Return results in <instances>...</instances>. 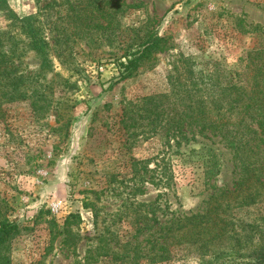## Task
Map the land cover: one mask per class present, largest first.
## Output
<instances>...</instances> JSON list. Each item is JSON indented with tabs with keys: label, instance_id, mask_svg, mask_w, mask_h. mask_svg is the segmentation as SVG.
<instances>
[{
	"label": "rangeland",
	"instance_id": "rangeland-1",
	"mask_svg": "<svg viewBox=\"0 0 264 264\" xmlns=\"http://www.w3.org/2000/svg\"><path fill=\"white\" fill-rule=\"evenodd\" d=\"M103 1L107 16L97 19L74 9L76 0H0V51L27 89L25 98L3 105L0 117V223L23 226L12 264L238 263L230 258L233 240H213L224 253L215 261L192 242L210 237L200 231L216 219L211 193L234 188L233 151L197 131L173 139L139 108L143 98L170 92V79H185L186 69L220 75L223 85L226 78L250 84L264 69V0ZM15 15L44 22L49 59L28 44ZM149 32L165 46L125 78L123 56ZM208 148L223 163L211 180L202 163ZM206 207V218L186 221ZM235 211L243 221L264 216ZM71 214L82 221L69 234ZM164 254L167 260L155 258Z\"/></svg>",
	"mask_w": 264,
	"mask_h": 264
},
{
	"label": "trees",
	"instance_id": "trees-1",
	"mask_svg": "<svg viewBox=\"0 0 264 264\" xmlns=\"http://www.w3.org/2000/svg\"><path fill=\"white\" fill-rule=\"evenodd\" d=\"M103 2V0H76L72 5L74 9L78 7L84 12L97 13L95 18L99 19L107 16L102 6ZM13 20L17 22L28 44L43 58L49 59V43L43 37L44 22L36 15L25 18L15 15ZM165 40L158 33L149 32L142 41L131 47L123 56L126 61L120 63L124 77L132 76L140 62L153 50L165 46ZM9 60L8 55L0 51V117L6 113L2 108L6 102L27 96V89L22 86L24 76L13 77L12 71L7 67ZM186 70L185 79L183 73H177L178 77L173 76L170 79L175 78L171 81L170 92L143 98L139 109L145 114V118H153L157 128L165 127L172 132L173 139L189 140L190 134L195 136L196 131L205 134V138L210 141L218 139L224 147L233 151L235 168L238 169V178L233 189H217L210 195L209 199L216 200V204L211 209L215 211L213 213L216 219L213 220L212 229L206 232L200 231L210 237H206L207 240L199 237L192 242L199 243L205 249L204 252L202 251L203 256L210 253L209 258L215 261L224 253H218L213 240L217 238H224L229 242L233 240L235 252L229 248L230 243L227 249L234 253L230 258H235L238 261L236 264H264V228H262L264 216L243 221L242 219L248 220L246 215L236 214L235 211L238 209L244 214L249 212L248 209L264 212V146L263 141H259L257 136L259 131L261 136L264 135V69H257L250 78L252 82L247 85H241L239 81L233 82L232 78H226L227 84L223 85L220 75L212 77V74L203 71ZM175 71L179 70L175 69ZM254 125L256 128L253 127ZM202 153H205L202 157L205 178L210 180L216 178L220 175L223 165L218 152L208 148ZM208 208L206 207L198 216L186 218V221L195 220L199 216L206 218L211 213ZM219 217L220 222H217ZM81 221L80 215H69L64 224L66 233L70 234L71 226H79ZM182 222L183 219H180L177 223L180 229L186 226ZM22 230L23 226L17 220H4L0 223V264H12V242ZM250 239L254 240L256 245L251 249L244 248V243ZM66 242L65 239L64 243ZM163 256L165 257L155 258L168 259L167 254Z\"/></svg>",
	"mask_w": 264,
	"mask_h": 264
}]
</instances>
